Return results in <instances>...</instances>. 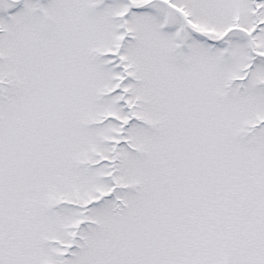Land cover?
<instances>
[{
  "label": "snow or ice",
  "instance_id": "1",
  "mask_svg": "<svg viewBox=\"0 0 264 264\" xmlns=\"http://www.w3.org/2000/svg\"><path fill=\"white\" fill-rule=\"evenodd\" d=\"M0 264H264V0H0Z\"/></svg>",
  "mask_w": 264,
  "mask_h": 264
}]
</instances>
